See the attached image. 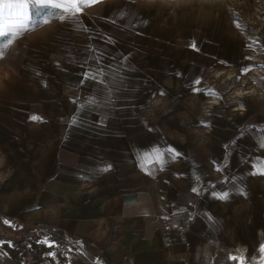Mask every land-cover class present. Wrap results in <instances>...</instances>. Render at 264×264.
Instances as JSON below:
<instances>
[{"label": "crops", "instance_id": "obj_1", "mask_svg": "<svg viewBox=\"0 0 264 264\" xmlns=\"http://www.w3.org/2000/svg\"><path fill=\"white\" fill-rule=\"evenodd\" d=\"M61 15L0 65V235L18 255L0 264H260L264 79L221 99L230 74L254 80L226 6L98 0ZM153 148L179 156L145 160Z\"/></svg>", "mask_w": 264, "mask_h": 264}, {"label": "snow or ice", "instance_id": "obj_2", "mask_svg": "<svg viewBox=\"0 0 264 264\" xmlns=\"http://www.w3.org/2000/svg\"><path fill=\"white\" fill-rule=\"evenodd\" d=\"M98 0H0V57L4 55V48L13 43V38L20 35L22 32L34 28L40 23H48L47 16L55 12H61V19L75 18V16L82 11V7L85 5L96 4ZM195 48V43L191 45ZM102 71L97 68L95 70L89 69L85 72V79L96 80L98 77H102ZM102 83L103 81L100 80ZM198 83V82H197ZM94 101H90L92 103ZM32 120H37V116H32ZM235 143V141L233 142ZM259 147H264V138H261ZM158 163H164V157L175 158L179 156V153L174 149H166L161 152L157 148H153L151 151L144 152L143 158L148 160L153 157ZM252 175H264V159L256 158L253 163ZM233 179L232 177H226L225 183ZM193 193H198L197 187H192ZM242 191V190H241ZM212 195L218 199H227L229 193L223 191L216 193L213 191ZM7 223V221H5ZM9 246L11 242H7ZM47 243V241H45ZM5 244L4 241H0V247ZM230 260L236 261V264H255V258L251 261H247L244 256H229ZM260 264H264V245L260 248Z\"/></svg>", "mask_w": 264, "mask_h": 264}, {"label": "rangeland", "instance_id": "obj_3", "mask_svg": "<svg viewBox=\"0 0 264 264\" xmlns=\"http://www.w3.org/2000/svg\"><path fill=\"white\" fill-rule=\"evenodd\" d=\"M163 5H180L185 6L186 4H177L173 0H155ZM221 3L226 6L229 11V16L233 19V22L237 25L239 32L245 37L248 44H246L247 59H248V72L249 77L254 80L246 82V78L243 81L236 79L233 80V73L230 74V79L223 82L220 85V96L223 101H226V95L232 96L233 92H237L238 97H243L250 89L247 86L258 83L264 79V0H214L213 3ZM15 38L13 43L4 48V55L0 57V65L4 64L9 58L13 61L16 53ZM233 100L232 98H230ZM216 100L215 98L213 101ZM234 102V101H233ZM240 102V101H239ZM234 102V108L238 109L241 104L236 105ZM211 243V242H210ZM24 253V248H19L15 252ZM14 253V252H13ZM19 253V255H20ZM15 254V253H14ZM13 258H18L15 254Z\"/></svg>", "mask_w": 264, "mask_h": 264}, {"label": "water", "instance_id": "obj_4", "mask_svg": "<svg viewBox=\"0 0 264 264\" xmlns=\"http://www.w3.org/2000/svg\"><path fill=\"white\" fill-rule=\"evenodd\" d=\"M0 241L5 242V244L2 247H0V254L6 256H14L15 254L10 252V249L16 245L15 242L11 238L2 235H0ZM7 242H11L12 246H9Z\"/></svg>", "mask_w": 264, "mask_h": 264}, {"label": "clouds", "instance_id": "obj_5", "mask_svg": "<svg viewBox=\"0 0 264 264\" xmlns=\"http://www.w3.org/2000/svg\"><path fill=\"white\" fill-rule=\"evenodd\" d=\"M173 2L177 4H186V5H192V4H199V5H205V4H212L214 0H173Z\"/></svg>", "mask_w": 264, "mask_h": 264}, {"label": "built area", "instance_id": "obj_6", "mask_svg": "<svg viewBox=\"0 0 264 264\" xmlns=\"http://www.w3.org/2000/svg\"><path fill=\"white\" fill-rule=\"evenodd\" d=\"M236 105H238V104H236ZM239 107V109L241 108L240 106H238ZM210 245H212V243H210ZM234 249V248H233ZM233 249L231 250V252L235 255V253L233 252ZM237 256V255H236ZM239 256H242L241 254L239 255Z\"/></svg>", "mask_w": 264, "mask_h": 264}, {"label": "bare ground", "instance_id": "obj_7", "mask_svg": "<svg viewBox=\"0 0 264 264\" xmlns=\"http://www.w3.org/2000/svg\"><path fill=\"white\" fill-rule=\"evenodd\" d=\"M10 252H13V251H10Z\"/></svg>", "mask_w": 264, "mask_h": 264}]
</instances>
